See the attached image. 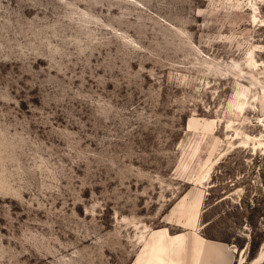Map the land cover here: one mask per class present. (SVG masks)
<instances>
[{
    "label": "rangeland",
    "instance_id": "obj_1",
    "mask_svg": "<svg viewBox=\"0 0 264 264\" xmlns=\"http://www.w3.org/2000/svg\"><path fill=\"white\" fill-rule=\"evenodd\" d=\"M263 117L264 0H0V264H264Z\"/></svg>",
    "mask_w": 264,
    "mask_h": 264
},
{
    "label": "trees",
    "instance_id": "obj_2",
    "mask_svg": "<svg viewBox=\"0 0 264 264\" xmlns=\"http://www.w3.org/2000/svg\"><path fill=\"white\" fill-rule=\"evenodd\" d=\"M252 250H253V244H252L251 247H250V253H251Z\"/></svg>",
    "mask_w": 264,
    "mask_h": 264
},
{
    "label": "bare ground",
    "instance_id": "obj_3",
    "mask_svg": "<svg viewBox=\"0 0 264 264\" xmlns=\"http://www.w3.org/2000/svg\"><path fill=\"white\" fill-rule=\"evenodd\" d=\"M261 122H263V119L261 120ZM253 137V136H252ZM257 138V137H256ZM262 139V138H261ZM260 143H263V142H260Z\"/></svg>",
    "mask_w": 264,
    "mask_h": 264
},
{
    "label": "built area",
    "instance_id": "obj_4",
    "mask_svg": "<svg viewBox=\"0 0 264 264\" xmlns=\"http://www.w3.org/2000/svg\"><path fill=\"white\" fill-rule=\"evenodd\" d=\"M262 123H264V117H263V122Z\"/></svg>",
    "mask_w": 264,
    "mask_h": 264
}]
</instances>
